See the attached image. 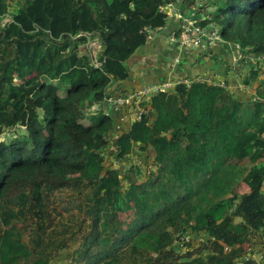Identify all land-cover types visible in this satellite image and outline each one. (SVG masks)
I'll return each instance as SVG.
<instances>
[{
    "label": "trees",
    "instance_id": "obj_1",
    "mask_svg": "<svg viewBox=\"0 0 264 264\" xmlns=\"http://www.w3.org/2000/svg\"><path fill=\"white\" fill-rule=\"evenodd\" d=\"M12 1L0 0V264L52 263V240H67L49 206L58 191L91 217L87 264H238L264 239V0L202 5L238 61L218 47L202 57L246 92L182 82L117 139L108 99L136 91L130 63L176 0H16L15 13ZM112 150L129 169L108 165ZM193 235L205 241L180 240Z\"/></svg>",
    "mask_w": 264,
    "mask_h": 264
},
{
    "label": "crops",
    "instance_id": "obj_2",
    "mask_svg": "<svg viewBox=\"0 0 264 264\" xmlns=\"http://www.w3.org/2000/svg\"><path fill=\"white\" fill-rule=\"evenodd\" d=\"M201 2L205 3V0H201ZM178 7L185 13L189 12L182 4H178ZM179 28L180 22L177 18L174 17L168 20L166 29L162 33L154 34L150 43L138 52L130 63L132 77L127 84V89L129 91L133 89L140 90L147 85L205 79L209 83L229 81L233 90L237 91L238 75L235 76V73L227 74L220 70L221 68L215 62L207 57H202L199 50L184 49L171 41ZM223 43L216 46L218 47L216 53L220 51L221 55H229L232 62L233 60L237 62V53L232 54L222 51L223 48L220 45H223ZM247 96L252 98L253 93L248 91ZM261 161L264 163V159ZM244 247L253 249L254 253L264 256V239L262 237L257 236Z\"/></svg>",
    "mask_w": 264,
    "mask_h": 264
},
{
    "label": "built area",
    "instance_id": "obj_3",
    "mask_svg": "<svg viewBox=\"0 0 264 264\" xmlns=\"http://www.w3.org/2000/svg\"><path fill=\"white\" fill-rule=\"evenodd\" d=\"M178 4H182V0H176L172 3L166 4L161 8V11L166 13L168 20L170 18H177L180 22L179 36H173L171 41L176 43L178 46L184 49H197L202 53L210 51L215 48L218 44L224 41L221 38L219 28L216 26L214 18L205 12V7H202L204 2H198L195 8H193L188 13L181 11ZM203 23H206L205 25ZM92 42H96L98 47L92 50L95 56L99 51L100 45L98 39ZM90 48V45H89ZM184 82L190 85L189 80H180L178 82L165 83V84H154L143 87L140 90L129 92L125 97L118 96L108 99L109 111H115L116 113L121 112L119 121L120 124L116 127L115 138L117 139L120 132H122L123 126L129 127L133 121L141 120L145 113V109L142 104L149 101L151 97L159 93L169 92L174 89L178 84ZM224 83H222L223 85ZM240 90L242 86H236ZM244 90L243 92H245ZM129 122L128 124H126ZM191 237H182L180 240H191ZM199 243H203L205 240L200 237ZM232 248L225 247V253H230ZM250 260L255 261L258 264H264V256L262 254L258 255L254 253L253 249H247V254L244 258L238 262V264H243Z\"/></svg>",
    "mask_w": 264,
    "mask_h": 264
},
{
    "label": "rangeland",
    "instance_id": "obj_4",
    "mask_svg": "<svg viewBox=\"0 0 264 264\" xmlns=\"http://www.w3.org/2000/svg\"><path fill=\"white\" fill-rule=\"evenodd\" d=\"M206 7L208 8L207 5H205V9ZM16 11L17 4L15 0V2L12 1L10 12L15 13ZM88 45H90V48L94 51L98 47L96 42H89ZM250 92H252V89H250ZM94 120L97 119L95 118ZM113 152L114 150H112L111 153L107 155L108 165H112L115 168L123 167L124 169H129L131 164L127 160L123 162L114 161V157L112 156ZM135 158L136 155H133V162ZM141 167H144V165L141 164ZM144 169L145 168H143L142 170ZM144 174L142 173V178L145 179V177H143ZM78 204L79 203L76 197H73L71 195V192L69 191H58L51 196L49 206L53 212V216L55 217L56 230L58 231V235H60L59 238L67 239L52 240L57 244V246L50 251L52 261L51 264H87L85 251H87L90 244L89 242H87L86 238L89 236L91 230V217H89L87 213L78 210ZM121 217L123 219L127 217V215L122 214ZM237 222L239 221L237 220ZM192 238L194 239L193 244L196 247L199 243V240L196 239L195 235H193ZM196 251H198V249H196ZM96 253L97 250H94V256L96 255ZM94 259L95 257H92V260Z\"/></svg>",
    "mask_w": 264,
    "mask_h": 264
},
{
    "label": "water",
    "instance_id": "obj_5",
    "mask_svg": "<svg viewBox=\"0 0 264 264\" xmlns=\"http://www.w3.org/2000/svg\"><path fill=\"white\" fill-rule=\"evenodd\" d=\"M30 103H32V101H30Z\"/></svg>",
    "mask_w": 264,
    "mask_h": 264
}]
</instances>
